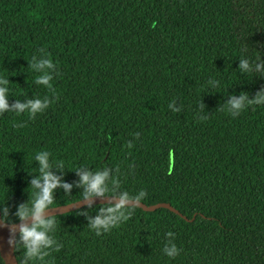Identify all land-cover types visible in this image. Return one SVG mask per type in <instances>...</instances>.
I'll return each instance as SVG.
<instances>
[{
	"label": "trees",
	"instance_id": "16d2710c",
	"mask_svg": "<svg viewBox=\"0 0 264 264\" xmlns=\"http://www.w3.org/2000/svg\"><path fill=\"white\" fill-rule=\"evenodd\" d=\"M0 77L10 109L49 101L0 114V217L30 204L42 151L72 185L52 206L81 198L78 171L107 170L105 196L180 213L137 207L101 235L88 224L106 203L54 214L48 255L20 247L17 264H264V103L226 110L264 88V0H0Z\"/></svg>",
	"mask_w": 264,
	"mask_h": 264
},
{
	"label": "clouds",
	"instance_id": "9594fccd",
	"mask_svg": "<svg viewBox=\"0 0 264 264\" xmlns=\"http://www.w3.org/2000/svg\"><path fill=\"white\" fill-rule=\"evenodd\" d=\"M259 56L257 57V60ZM52 62L49 59L40 61L38 64H31L30 67L43 69L45 67H51ZM239 69L241 71H249V61L247 59H240ZM256 68L260 69V64L256 65ZM37 83L48 86L51 85L49 81L51 77L48 74H44L35 78ZM9 81L6 78L0 77V84H8ZM8 88L0 87V114H3L5 110L14 112L17 115L27 112L29 118L34 114L41 112L49 104V101L45 99L43 102L40 99L28 100L26 103H20L17 101L14 105L9 107L7 102ZM245 103L248 105H259L264 103V88H261L254 97L248 98L247 93H241L237 97H231L227 102V112L233 117L237 116L245 107ZM223 110V109H222ZM200 119H206L201 117ZM15 127H23L22 123L14 125ZM50 153L47 151L39 152L35 155L34 159L38 161V176L33 177L29 185L33 189L32 199L30 204L26 201L21 203L17 207L15 213L21 223L19 225V237H16V228L13 226L14 221L10 220L8 216L7 206L4 208V215L0 217V222L9 226V238L8 244L13 247L14 250L22 247L24 249V256L28 259L39 258L44 259V256L48 255L43 249L49 248L54 240L50 237L49 231L56 225L55 215L45 216V210L52 207L54 204V190L57 188H63L64 194L71 195L72 185L63 182L61 176H57L51 169L53 164L49 162ZM59 167L61 173L65 165L62 161H59ZM79 180L76 181V186L81 187L83 190L81 198L79 200L89 201L87 207H91L90 198L93 196H105L116 195V193L106 186V179L108 178V171L104 170L96 171L94 174L90 171L77 172ZM115 183V182H114ZM145 196V192L141 190L139 196H135L125 191L119 194V199L113 203L109 201L106 204H101L98 208L96 216L89 218V228L94 230L96 235H101L102 232H109L111 229L118 227L121 223L127 221L135 211L137 207H140V200ZM77 200V201H79ZM76 202V201H75ZM79 214H85L81 211ZM31 218L30 223L26 221ZM168 235H172L171 232ZM59 251V248L55 249ZM168 257H176L179 254V249L175 244L164 249ZM20 264H24V261H20Z\"/></svg>",
	"mask_w": 264,
	"mask_h": 264
},
{
	"label": "water",
	"instance_id": "95a60500",
	"mask_svg": "<svg viewBox=\"0 0 264 264\" xmlns=\"http://www.w3.org/2000/svg\"><path fill=\"white\" fill-rule=\"evenodd\" d=\"M118 199L119 197H116V196H93L90 198V202L91 204L108 203L109 201L115 203ZM88 203L89 201H85L82 199L79 201L76 200V202L73 201V202H69L66 204L52 206L46 209L44 214L46 217L54 215V214H60V213H64L69 210H74L81 206L87 205ZM158 207L167 208L177 214H180L177 210H175L167 202H158V203L149 204V205H145L142 202H140V208L145 211H152ZM182 217L185 218L184 216ZM30 221H31V218H29V220L26 222L30 223ZM20 223L21 221L17 220L15 221L13 225L16 228V236L19 234ZM8 238H9V226L4 224L3 222H0V257L3 261V264H17L15 256H14V252H13L14 249L12 246L8 244Z\"/></svg>",
	"mask_w": 264,
	"mask_h": 264
}]
</instances>
